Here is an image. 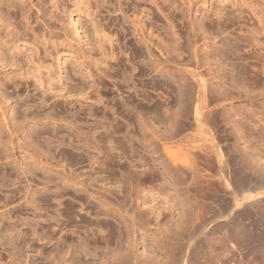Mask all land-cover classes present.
<instances>
[{
    "label": "rangeland",
    "instance_id": "1",
    "mask_svg": "<svg viewBox=\"0 0 264 264\" xmlns=\"http://www.w3.org/2000/svg\"><path fill=\"white\" fill-rule=\"evenodd\" d=\"M138 1L0 0V115L15 118L10 159L0 125V264H112L128 250L144 263L264 264V88L243 76L263 66L248 21L264 8L197 0L182 15ZM135 14L162 42L159 65Z\"/></svg>",
    "mask_w": 264,
    "mask_h": 264
},
{
    "label": "bare ground",
    "instance_id": "2",
    "mask_svg": "<svg viewBox=\"0 0 264 264\" xmlns=\"http://www.w3.org/2000/svg\"><path fill=\"white\" fill-rule=\"evenodd\" d=\"M144 1H147L148 3H150V4H152L153 5V7H155L156 9H159L160 8V10L159 11H162L161 10V8H166V9H168L169 8V11H172V10H178L179 12H181V14L183 15V13H185L186 14V12H190L191 10H192V8H199V6L200 5H198L197 4V0H139L138 2H139V4L141 3V2H144ZM205 1V0H204ZM204 5L206 4V2L205 3H203ZM241 4H244L245 6H247L248 8H264V0H240V5ZM135 5V4H134ZM137 5V4H136ZM135 5V6H136ZM203 6V5H202ZM201 6V7H202ZM120 7V6H119ZM134 7V6H133ZM141 8H142V6H140ZM206 7H208V5L206 6ZM122 8V7H121ZM139 8V7H138ZM222 8V7H221ZM134 11V10H133ZM138 11V10H137ZM142 11V13H143V11L144 10H141ZM173 12V11H172ZM188 12V14H190ZM164 13V12H163ZM166 13V12H165ZM124 14L125 13H123L122 15H123V18H124ZM134 14V13H133ZM165 15H167L168 16V14H165ZM207 15V14H206ZM254 16V18H251V19H253V20H251V21H248L249 22V24H250V26L252 27V28H255V32L257 33L256 34V37L254 38L255 39V41L257 42V47H256V50L252 53L253 55H254V57H256V59L259 61V62H262V68H260V70H256V71H253V74L252 73H250V74H248L249 72H247V69L246 70H244L243 71V76H246V77H250L251 78V80L254 78L255 80H257L256 81V83H258V84H260L261 85V87L262 88H264V80H261V79H263L264 78V48H263V46H264V12H263V9L262 10H256V12H254V14H253ZM208 16V18H206V19H209V23L211 24V23H213V22H215L214 21V17H211L212 16V14L211 15H207ZM126 17V16H125ZM127 17H128V15H127ZM129 19H130V17H128ZM143 18V17H142ZM204 19V18H203ZM131 21V25H132V28H133V32H134V34L136 33V35H137V37H138V41L140 42H143V43H145V47L146 48H148L149 49V51H148V49H147V51H148V58L149 57H151L152 56V62L155 64V65H159V63H158V59H157V57H155L156 55H153V53L154 52H151L152 50H154V48L152 47V46H155V48H162V50H163V47H160V42H161V40H159L160 38H157L154 34H153V32H149L146 36H145V34H144V32H145V30L146 29H144L145 28V26L143 25V24H141L142 22H141V17L139 18L136 14L134 15V17H133V19H131L130 20ZM190 21V20H189ZM203 21V20H202ZM208 21V20H207ZM186 22H187V20H186ZM174 25V24H173ZM193 25V24H192ZM190 26V25H189ZM250 27V28H251ZM171 28V27H170ZM171 29H173V27L171 28ZM190 29H192V26H191V28H189V31H190ZM200 29V28H199ZM198 29V30H199ZM193 31H195L194 29H192ZM201 30V29H200ZM173 31V30H172ZM172 33V32H171ZM194 33H196V32H194ZM206 33V32H205ZM252 33V32H251ZM173 34V33H172ZM176 34V33H175ZM204 34V33H203ZM174 35V34H173ZM177 35V34H176ZM179 35V34H178ZM194 35V34H193ZM198 35H199V33H198ZM252 35H253V33H252ZM251 36V35H250ZM173 38L175 37V35L174 36H172ZM171 37V38H172ZM177 37V36H176ZM176 37L174 38V40H176ZM180 37V36H179ZM178 37V38H179ZM199 37V36H198ZM203 37H206V36H203ZM177 38V39H178ZM181 38V37H180ZM183 38V37H182ZM209 38V37H208ZM249 38H251V37H249ZM187 39V38H186ZM205 39V38H204ZM188 40V39H187ZM186 40V41H187ZM205 40H207V38L205 39ZM211 40H214V39H212L211 38ZM178 41V40H177ZM190 41V40H189ZM247 41V40H246ZM162 43V42H161ZM173 43V42H172ZM204 43V42H203ZM214 43V42H213ZM216 43V42H215ZM258 43L259 44H261L260 46H258ZM165 44V43H164ZM171 44V43H170ZM186 44H188V43H186ZM207 44V43H206ZM175 45H177V43L175 42ZM189 46H190V44H188ZM165 46V48L166 49H164V50H166L168 53H171L170 52V49H169V45L168 44H165L164 45ZM187 46V45H186ZM206 46V45H205ZM150 47H152V48H150ZM197 47H199V46H197ZM175 48H177V47H175ZM200 48V47H199ZM199 48H198V50H199ZM152 49V50H151ZM195 49H196V47H195ZM254 50V49H253ZM165 51V52H166ZM171 51H174V47L172 48V50ZM176 51V50H175ZM182 51V50H181ZM195 52V59H196V56H197V52L196 51H194ZM167 53V54H168ZM182 53V52H181ZM176 54V53H175ZM150 55V56H149ZM169 55V54H168ZM167 55V56H168ZM199 55V54H198ZM176 56V55H175ZM169 58H170V55H169ZM151 59L149 58L148 60H150V62H151ZM166 59V58H165ZM194 59V60H195ZM200 59V58H199ZM199 59H198V57H197V60H198V62H199ZM160 60V59H159ZM202 60H204V59H202ZM167 62L168 61H171L170 59L168 60V57H167V60H166ZM196 61V60H195ZM219 61V60H218ZM164 62V61H163ZM172 62V61H171ZM197 61H196V63H197V65L199 64ZM177 63V62H176ZM202 63V62H201ZM200 63V64H201ZM209 63V62H208ZM207 63V64H208ZM200 64H199V66H200ZM206 64V63H205ZM181 65H182V63H181ZM159 67V66H158ZM182 67V66H181ZM198 66H196V68H197ZM183 69V68H182ZM196 70V69H195ZM184 71L186 72H184L185 73V77H186V79H188V81L190 80V79H192V80H194L195 81V79L197 80L196 82H197V84H196V86L198 87V88H200V90H199V92H202V89H204V91H206V90H210L209 89V86H212L211 84L208 86V79L206 78H202V77H204V76H201L202 74H201V72L199 73V72H192V69L191 70H188V69H184ZM208 71V70H207ZM168 72V71H167ZM198 73L200 74L199 76H198ZM221 73V72H220ZM210 74V73H209ZM220 76V75H219ZM189 77H191L190 79H189ZM193 77V78H192ZM259 77H261V79L258 78ZM195 78V79H194ZM253 79V83H255V80ZM219 80V79H218ZM249 80V79H248ZM183 82V81H182ZM181 82V83H182ZM190 82H191V80H190ZM246 82V81H245ZM185 83V82H184ZM195 83V82H194ZM193 84V83H192ZM243 84V83H242ZM179 85V84H178ZM182 85H186V84H182ZM194 85V84H193ZM245 85V84H244ZM186 87H188L189 88V85L188 86H186ZM206 87H208L207 89H206ZM84 89V88H83ZM206 89V90H205ZM189 90V89H188ZM67 91V90H66ZM69 91H70V89H69ZM68 92V91H67ZM70 93V92H69ZM79 93V92H78ZM83 93V92H82ZM203 93V92H202ZM207 93V92H206ZM71 94V93H70ZM69 94V95H70ZM205 94V93H204ZM203 94V95H204ZM85 95H87V94H85ZM80 96V95H79ZM78 96V97H79ZM69 97V96H68ZM211 97V96H210ZM74 98V97H73ZM222 98V97H221ZM76 99V98H75ZM76 101H79L78 99H76ZM214 101V100H213ZM203 104V103H202ZM202 104H200V106H202ZM205 107V106H204ZM213 108H215V107H213ZM211 110H212V108H211ZM200 111V110H199ZM198 112V111H197ZM199 113V112H198ZM177 114H179V113H177ZM203 115V114H202ZM1 116V115H0ZM200 116H201V114H200ZM197 117H198V115H197ZM202 117V116H201ZM201 117H199V118H201ZM204 117V116H203ZM53 119V118H52ZM197 119V118H196ZM11 120H12V123L15 125V118H14V116H13V113L11 114V115H9V116H7L4 112H3V114H2V116L0 117V125L2 126V131H3V129H4V134L5 135H7V138H5V140L3 141V142H1L2 144L4 143V145H5V147L6 148H4V151H5V157L6 158H8V159H10L9 157H10V155H11V153H10V151H9V147H11V149L13 148V146H11V145H13L14 143H13V135H14V133H15V131H14V127L12 128V126H10V122H11ZM55 120V119H54ZM200 119H198V121H199ZM202 120V119H201ZM221 120H223V119H221ZM140 121V120H139ZM141 121H142V119H141ZM173 122V121H172ZM141 123V122H140ZM146 123V122H145ZM171 123V122H170ZM141 124H143V123H141ZM141 124H140V126H141ZM198 124H199V122H198ZM12 125V124H11ZM13 125V126H14ZM150 125H151V123H150ZM172 125V124H171ZM146 126V125H145ZM148 126V125H147ZM146 126V128H148ZM143 128H145L144 126H142ZM141 127V128H142ZM170 127V126H169ZM1 128V127H0ZM23 128H26V127H23L22 126V130H25V129H23ZM29 128V127H28ZM138 128V127H137ZM140 128V127H139ZM142 128V129H143ZM144 129V132H145V130L147 131V129ZM168 128V127H167ZM175 128V127H174ZM140 131V130H139ZM142 131V130H141ZM175 131V130H174ZM177 131V130H176ZM175 131V132H176ZM179 131V130H178ZM143 132V133H144ZM3 133V132H2ZM144 134H146L147 135V133L145 132ZM154 137V136H153ZM179 139H180V137H178ZM158 139H159V137H158ZM157 139V140H158ZM162 139V138H161ZM174 139V138H173ZM177 139V138H176ZM178 139V140H179ZM155 140V139H154ZM168 140V139H167ZM169 140H171V139H169ZM169 140H168V142H169ZM182 140V139H181ZM163 141V140H162ZM164 141H166V140H164ZM173 141V140H172ZM177 141V140H176ZM148 142V141H147ZM28 143V142H27ZM165 143V142H164ZM168 145V144H167ZM189 147V146H188ZM203 146L201 145H192V147L191 148H193V149H198V150H200V151H203L204 149L202 148ZM211 149H213L212 150V152L215 154V156H216V158H217V161H218V163L220 164L222 161V158H221V154L222 153H220L221 151H219V149H217L216 147L214 148V144L212 145L211 144ZM165 148V147H164ZM169 148H167L166 150H168ZM182 149V148H181ZM166 150H165V152H166ZM179 150V149H178ZM179 151H181V150H179ZM168 152H169V150H168ZM168 152H166V153H168ZM171 152V151H170ZM169 152V153H170ZM10 153V154H9ZM165 153V154H166ZM181 153V152H180ZM179 154V153H178ZM13 155V154H12ZM174 155H176V154H174ZM28 157H29V155H28ZM33 157V156H32ZM179 157V156H178ZM177 157V155H176V157H174V156H172V155H167L166 156V158L168 159V163L170 164V166L172 165V167L174 168V169H179V170H181L184 174H186V175H189L190 174V172H189V170L187 169V167H186V162L184 163V160L183 159H180V158H178ZM12 158V157H11ZM25 158H27V157H25ZM30 160V159H29ZM38 160H39V158H38ZM219 161H221V162H219ZM42 162V161H41ZM28 164V163H27ZM52 164V163H51ZM233 164V163H232ZM29 165V164H28ZM63 166V165H62ZM100 166V165H99ZM61 167V166H60ZM219 167H221V165L219 166ZM233 167V166H232ZM63 168V167H62ZM222 168H223V166H222ZM23 169V168H22ZM218 169H221V168H218ZM218 169H217V171H218ZM29 170V168L28 167H26V169H25V172H27ZM66 170V169H65ZM70 170V169H69ZM222 171H223V169H221ZM64 171V170H63ZM222 171H221V173H222ZM219 172V181H222L223 180V178H222V174L220 173V171H218ZM29 173V172H28ZM151 173V172H150ZM146 174V173H145ZM151 174H153V173H151ZM217 174V173H216ZM218 175V174H217ZM237 175V174H236ZM63 176H65V175H63ZM69 176V175H68ZM151 176V175H150ZM241 175H239V177H240ZM66 177V176H65ZM243 177V176H242ZM249 177V176H248ZM67 178H69V177H67ZM101 178V177H100ZM237 178V177H236ZM241 178V177H240ZM244 178V177H243ZM245 178H246V176H245ZM66 180V179H65ZM239 180V179H238ZM243 180V179H242ZM241 180V181H242ZM245 180H247V179H245ZM245 180H243V181H245ZM249 180H250V178H249ZM61 181V180H60ZM71 181V180H70ZM76 181V180H75ZM62 182V181H61ZM74 182V181H73ZM224 182V181H223ZM222 182V183H223ZM65 183H67L68 184V182H65ZM241 183V182H240ZM90 184V183H89ZM247 184H248V182H247ZM80 185V184H79ZM83 185H85V184H83ZM235 185V184H234ZM244 185H246V184H244ZM248 185H250V184H248ZM243 186H241V188H242ZM241 188H240V190H241ZM248 189H249V187H247ZM108 189V188H107ZM107 189H105V191H108ZM244 190H245V188H244ZM247 190V189H246ZM250 190V189H249ZM77 191V190H76ZM111 191V190H110ZM109 191V192H110ZM105 194V193H104ZM206 194V193H205ZM251 194V193H250ZM90 195V194H89ZM130 195V194H129ZM253 195L251 194V197H252ZM7 197V196H6ZM13 197V196H12ZM11 197V198H12ZM94 197H98V196H94ZM248 197V196H247ZM246 197V198H247ZM9 198H10V196H9ZM105 198V197H104ZM249 198H250V196H249ZM13 199V198H12ZM98 200V199H97ZM250 200V199H249ZM251 201V200H250ZM105 201H103V203H104ZM102 204V203H101ZM106 204H107V202H106ZM106 204H103V205H105L106 206V209H107V206L108 205H106ZM8 205V203L6 204V206ZM204 206V204H200L199 206H198V208H197V210H199L198 211V213L201 211L202 212V207ZM101 205L99 204V207H100ZM104 206V207H105ZM247 206V205H246ZM103 208V207H102ZM119 208V207H118ZM118 208H114V209H118ZM100 209V208H99ZM120 209V208H119ZM102 210V209H101ZM115 211V210H114ZM117 211V210H116ZM123 211H125V213L123 212H120V211H118V213H119V216L122 218V219H124L125 221L126 220H128V217L129 216H127L128 215V213L126 212V210H123ZM8 212V211H7ZM99 212V211H98ZM104 212V211H103ZM102 212V213H103ZM199 213V215L201 214V216H200V222H201V220H202V222H206V221H204V218H205V214L203 213ZM204 212V211H203ZM70 213V212H69ZM105 214L107 213V212H104ZM103 213V214H104ZM117 213V214H118ZM9 213H7L6 215H8ZM99 214V216L100 215H102V214H100V213H98ZM104 214V215H105ZM3 215H5V214H3ZM5 215V217H7ZM9 216V215H8ZM103 216V215H102ZM10 217V216H9ZM11 218V217H10ZM9 218V219H10ZM131 218V217H130ZM129 218V220H131ZM7 219H8V217H7ZM6 219V220H7ZM121 220V219H120ZM132 221L133 222H131V225L130 226H132V227H134V229H133V231L135 232V230L137 231V229L135 228V226L137 225L136 224V220L134 221V218H132ZM117 222V221H116ZM133 223V224H132ZM117 224V223H116ZM120 224V223H119ZM119 224H117L116 226L117 227H119ZM201 224H203V223H201ZM64 225V224H63ZM253 225V224H252ZM123 228H124V226L123 225H121ZM121 226L117 229V231H116V236L117 237H120V235H121V231H122V229H120L121 228ZM4 227V226H3ZM125 227H127V225L125 226ZM11 229H12V227H10ZM14 228H16V227H14ZM139 228V227H138ZM1 229V228H0ZM5 230H6V232L8 233L7 235V237L8 238H10V240L12 239V237L14 236V233H15V231L13 232V233H11L10 231L8 232L7 230H9V226H5V228H4ZM51 229V228H50ZM3 230V229H2ZM52 230V229H51ZM17 231L18 230H16V233H17ZM54 231V230H53ZM53 231H51V232H53ZM107 233H106V235H108V237H111V231H112V228H108L107 230ZM0 232H2L1 230H0ZM19 232V231H18ZM16 233H15V235H16ZM35 233V232H34ZM54 233H56V230L54 231ZM114 233H115V231H114ZM13 234V235H12ZM135 234V233H134ZM20 235V234H19ZM51 235V234H50ZM14 238V237H13ZM55 238V237H54ZM118 241V240H117ZM135 241V240H134ZM257 243V242H256ZM127 246H129V244L127 245ZM256 246V245H255ZM262 250V249H261ZM233 252V251H232ZM257 252V251H256ZM133 253H130V250H128V251H126V252H124V253H122V254H119V256L115 259V261H113L112 262V264H157V263H155V262H151V263H144V262H142V261H137L136 259H134L133 258V255H132ZM258 254H261V251L260 252H258ZM256 255V256H260V255ZM233 256V255H232ZM255 256V257H256ZM231 258V257H230ZM260 258V257H259ZM235 259V258H234ZM257 260V259H256ZM232 261H234V260H232ZM258 261V260H257ZM223 263H224V261H222ZM225 263H226V261H225ZM228 264V263H227ZM237 264V263H236ZM257 264V263H256Z\"/></svg>",
    "mask_w": 264,
    "mask_h": 264
}]
</instances>
